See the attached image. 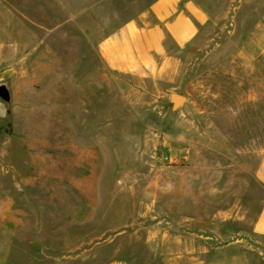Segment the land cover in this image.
Wrapping results in <instances>:
<instances>
[{
    "label": "rangeland",
    "instance_id": "obj_1",
    "mask_svg": "<svg viewBox=\"0 0 264 264\" xmlns=\"http://www.w3.org/2000/svg\"><path fill=\"white\" fill-rule=\"evenodd\" d=\"M221 6L154 71L104 76L91 114L0 96V264H264V0Z\"/></svg>",
    "mask_w": 264,
    "mask_h": 264
},
{
    "label": "crops",
    "instance_id": "obj_2",
    "mask_svg": "<svg viewBox=\"0 0 264 264\" xmlns=\"http://www.w3.org/2000/svg\"><path fill=\"white\" fill-rule=\"evenodd\" d=\"M225 2L0 0V86L16 114H91L104 76L154 71L203 34ZM256 176L264 184V157ZM253 232L264 237V202Z\"/></svg>",
    "mask_w": 264,
    "mask_h": 264
},
{
    "label": "water",
    "instance_id": "obj_3",
    "mask_svg": "<svg viewBox=\"0 0 264 264\" xmlns=\"http://www.w3.org/2000/svg\"><path fill=\"white\" fill-rule=\"evenodd\" d=\"M0 96L3 98H7V92L5 88H0ZM168 101L171 111L176 112L184 106L187 99L183 95L177 93H170Z\"/></svg>",
    "mask_w": 264,
    "mask_h": 264
}]
</instances>
